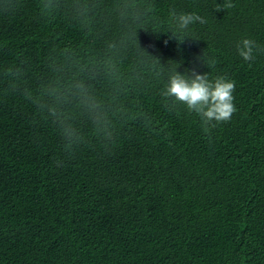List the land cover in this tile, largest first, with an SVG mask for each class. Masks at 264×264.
Masks as SVG:
<instances>
[{
    "label": "trees",
    "instance_id": "trees-1",
    "mask_svg": "<svg viewBox=\"0 0 264 264\" xmlns=\"http://www.w3.org/2000/svg\"><path fill=\"white\" fill-rule=\"evenodd\" d=\"M87 2L98 7L85 27L72 0L48 16L42 0H0V264H264V52L245 62L236 50L243 38L264 46V0L220 12L223 0H134L123 15L126 0ZM170 8L207 23L178 42ZM67 55L117 59L116 85L83 78L125 113L103 142L67 105L86 137L71 157L7 75L21 68L35 91ZM176 63L235 81L229 122L205 133L182 105L163 107Z\"/></svg>",
    "mask_w": 264,
    "mask_h": 264
},
{
    "label": "clouds",
    "instance_id": "clouds-1",
    "mask_svg": "<svg viewBox=\"0 0 264 264\" xmlns=\"http://www.w3.org/2000/svg\"><path fill=\"white\" fill-rule=\"evenodd\" d=\"M71 8L77 19L87 27L98 7L96 3L87 0H72ZM59 7V0H42L41 11L44 15H51ZM134 0H126L121 6L122 15L129 9L135 8ZM235 7L233 0H223L222 4L215 2L214 10H228ZM0 10L9 11L8 4L0 5ZM169 22L172 26V36L178 42H183L185 36H191L194 25L206 24L207 20L196 11H180L169 9ZM109 49H116V44H109ZM237 54L245 61L251 62L256 56L264 52L255 39L243 38L236 46ZM203 62L205 60L203 59ZM207 65V64H206ZM208 66V65H207ZM179 64L169 71L167 81L160 90L162 105L168 111H175L183 106L188 114L199 118L200 126L205 133H210L219 124L229 122L237 111L234 104L235 81L225 75L210 77V73H197L187 70L185 73L177 71ZM50 75L39 83L35 91L25 86L20 87L19 80L23 78V70L19 67L7 71L9 89L19 90L24 99L34 107V113L39 119L50 122L57 130L63 142L64 153L71 157L85 142L86 137L77 126L75 117L68 110L67 105L75 104L91 124L93 132L103 142L112 140L113 121L117 115H123L122 106H109L98 97L89 79L103 76L116 85L121 82L119 61L112 56L96 61L82 63L74 55H67L64 64L53 62L49 65ZM87 73L89 79L83 78ZM119 91L118 88L114 89ZM151 123V121H149Z\"/></svg>",
    "mask_w": 264,
    "mask_h": 264
}]
</instances>
